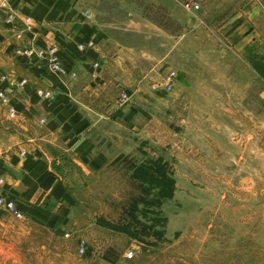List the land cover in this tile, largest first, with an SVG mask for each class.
<instances>
[{
    "label": "rangeland",
    "instance_id": "374dc122",
    "mask_svg": "<svg viewBox=\"0 0 264 264\" xmlns=\"http://www.w3.org/2000/svg\"><path fill=\"white\" fill-rule=\"evenodd\" d=\"M95 9L137 70L118 100L126 106L133 96L134 122L111 133L122 154L108 147L107 165L77 167L64 180L75 204L64 202L54 228L34 214L0 213V264H264V180L244 183L240 154L227 155L221 142L195 148L199 136L186 137L180 124L186 107L227 101L181 100L177 84L185 70L200 80L192 91L243 92L249 84L251 108L264 107V84L227 40L240 26L264 35V0H100ZM199 170L217 177L200 178Z\"/></svg>",
    "mask_w": 264,
    "mask_h": 264
},
{
    "label": "crops",
    "instance_id": "0c3cea01",
    "mask_svg": "<svg viewBox=\"0 0 264 264\" xmlns=\"http://www.w3.org/2000/svg\"><path fill=\"white\" fill-rule=\"evenodd\" d=\"M98 1L13 0L21 20L18 27L7 25L0 13V77L8 78L0 86L18 112L10 118L7 109L0 105V149L5 152L0 160V172L6 180V185L0 187V196L14 200L26 215H37L34 210L49 218L58 217L54 227L64 216V211L59 212L64 202L75 204L71 187L64 180L70 179L77 167L107 165L108 147L112 156L115 155L112 149L117 146L122 154L121 142L113 139L111 133L120 136L124 123L134 122L136 115L132 95L126 106L119 105L118 100L124 89L130 87L129 78L137 75V70L130 67L129 59H122L119 45L100 23L95 12ZM27 17L32 19L33 28L17 39L16 32ZM229 37L227 40L240 61L264 84V35L240 26ZM90 40L95 42L94 49L77 50L80 43ZM51 46L58 48L66 68L67 76L61 83L51 76L46 61L16 54L18 49ZM95 63L100 69H93ZM214 67H219V61H215ZM191 73L179 71V99L199 103L200 99L212 98L227 103L211 102L205 109L197 104L184 108L180 124H184L185 136H199L202 143L196 137L195 148L200 145L217 148L221 142L228 148L227 155L240 154L243 162L238 166L244 183L264 180V107L251 108L249 84L243 92L192 91L189 90L192 83L200 80ZM226 81L233 86L236 83L234 76ZM39 90L51 92L53 100H41L37 95ZM234 100L241 102L232 103ZM43 119L46 124H40ZM153 123L150 120V125ZM115 160L113 157L110 163ZM194 163L204 164L197 159ZM198 173L203 174L200 178L217 177L207 170ZM47 175L55 179L48 188L40 183ZM59 186H62L61 195L56 197L54 192ZM49 210L51 214L47 213Z\"/></svg>",
    "mask_w": 264,
    "mask_h": 264
},
{
    "label": "built area",
    "instance_id": "2783aa9c",
    "mask_svg": "<svg viewBox=\"0 0 264 264\" xmlns=\"http://www.w3.org/2000/svg\"><path fill=\"white\" fill-rule=\"evenodd\" d=\"M192 8L196 10L199 9L198 5H194ZM0 13L4 16L5 23L7 25L17 26L19 22H21L19 18V14L16 6L13 3V0H0ZM23 25L20 26L16 32V38L22 39L24 34L28 31H31L33 28L32 19L30 17L25 18L22 21ZM18 27V26H17ZM95 48V42L90 40L86 43H80L77 46V50L79 52H86L88 50ZM59 50L55 46H51L45 49H18L16 54L19 57H26L28 59H40L44 60L47 63V68L49 73L55 77V79L61 83L64 82V78L67 76V72L64 68V65L58 55ZM94 69H99L100 65L95 63L93 65ZM174 75H170L168 77V81L166 82L168 88H171V79ZM8 78L6 76L0 77V84L3 82H7ZM37 95L41 100L50 101L53 100V95L51 92L39 90L37 91ZM124 99L127 100L128 97L124 96ZM0 105L7 109L8 115L10 118H14L18 115L16 108L12 105L11 100L9 99L7 92L3 90L0 86ZM41 124H45L46 120L43 119L40 122ZM5 152L0 149V160L4 156ZM6 185V180L4 175L0 172V187H4ZM0 213H6L11 215L17 220H23L26 217V214L18 209L16 202L6 196H0ZM87 252V247L85 243H82V247L79 248L80 255H85ZM133 250L126 251L124 257L126 259H132L134 257Z\"/></svg>",
    "mask_w": 264,
    "mask_h": 264
},
{
    "label": "trees",
    "instance_id": "16d2710c",
    "mask_svg": "<svg viewBox=\"0 0 264 264\" xmlns=\"http://www.w3.org/2000/svg\"><path fill=\"white\" fill-rule=\"evenodd\" d=\"M58 55H59V53H58ZM59 57H60V56H59ZM64 68H65V66H64ZM65 70H66V68H65ZM51 76H52V75H51ZM52 77H53V76H52ZM54 78H55V77H54ZM141 168H142V167H141ZM144 169H145L144 171L149 170L148 168H144ZM148 174H155V172H154V170H152V173L149 171ZM54 182H55L54 177L49 176V175L45 176L44 179H43V178L40 179V183L42 184V186H44V187H46V188L51 187V186L54 184ZM172 182H173V185L175 186V182H174V180H172ZM61 191H62V186H59L58 189L54 192V196H56V197H60V195H61V194H60ZM172 191H173V190H172ZM171 194H172V193H171ZM32 212L35 213V214H37L38 216H40V217L46 219V220H47V224H48V226L51 227V228L54 227V225H55V223H56V221H57V219H58V217H52V218H49L48 216H46V215H44V214H42V213H40V212L34 211V210H32ZM104 258H105L106 260L110 261V262H113L108 256H106V257H104Z\"/></svg>",
    "mask_w": 264,
    "mask_h": 264
}]
</instances>
